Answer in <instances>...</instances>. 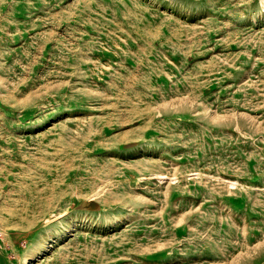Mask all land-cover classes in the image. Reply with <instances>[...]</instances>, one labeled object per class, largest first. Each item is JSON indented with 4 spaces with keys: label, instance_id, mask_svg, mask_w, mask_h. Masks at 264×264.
Returning a JSON list of instances; mask_svg holds the SVG:
<instances>
[{
    "label": "rangeland",
    "instance_id": "1",
    "mask_svg": "<svg viewBox=\"0 0 264 264\" xmlns=\"http://www.w3.org/2000/svg\"><path fill=\"white\" fill-rule=\"evenodd\" d=\"M264 264V0H0V264Z\"/></svg>",
    "mask_w": 264,
    "mask_h": 264
},
{
    "label": "bare ground",
    "instance_id": "2",
    "mask_svg": "<svg viewBox=\"0 0 264 264\" xmlns=\"http://www.w3.org/2000/svg\"><path fill=\"white\" fill-rule=\"evenodd\" d=\"M27 263H28V260L26 259V260H25V264H27Z\"/></svg>",
    "mask_w": 264,
    "mask_h": 264
}]
</instances>
